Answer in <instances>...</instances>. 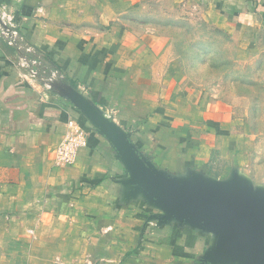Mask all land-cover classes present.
<instances>
[{"label": "crops", "instance_id": "obj_1", "mask_svg": "<svg viewBox=\"0 0 264 264\" xmlns=\"http://www.w3.org/2000/svg\"><path fill=\"white\" fill-rule=\"evenodd\" d=\"M146 1L0 0L25 44L114 114L137 160L130 168L86 114L29 80L0 35V264H264V241L158 192L262 210L264 155L228 104L202 105L158 78L165 43L124 22ZM196 1L229 31L264 40V0ZM69 119L86 144L56 164Z\"/></svg>", "mask_w": 264, "mask_h": 264}, {"label": "rangeland", "instance_id": "obj_2", "mask_svg": "<svg viewBox=\"0 0 264 264\" xmlns=\"http://www.w3.org/2000/svg\"><path fill=\"white\" fill-rule=\"evenodd\" d=\"M124 18L149 41L165 43L155 64L160 80L189 100L228 104L246 125L247 140L255 137L253 150L247 147L264 155V40L229 31L196 0H147Z\"/></svg>", "mask_w": 264, "mask_h": 264}, {"label": "water", "instance_id": "obj_3", "mask_svg": "<svg viewBox=\"0 0 264 264\" xmlns=\"http://www.w3.org/2000/svg\"><path fill=\"white\" fill-rule=\"evenodd\" d=\"M65 85V89L57 94L65 97L77 110L86 114L92 120L94 128L105 135L107 142L114 149L116 154L123 158L130 165V168H133V166L135 167L137 160L130 158L131 147L127 138L128 132L117 125L114 121L104 118L100 108L92 106L79 92L69 85ZM158 192L161 197L174 203L187 204L189 205V209H194V211L209 209L210 211H213L214 214L217 213L218 216L214 215L212 217L210 214H207L208 216L206 215L205 217H212L224 221L223 228L225 229L226 226H230V230L234 231V233L235 230H240L241 235L238 237L239 239H242L244 235H247L250 237V240L264 241V205L262 206V210L261 208L253 209L252 206L240 208L229 202H203V200H201V195L195 192L194 196L191 195L192 193L176 194L169 190ZM189 197L194 199V204L188 201ZM260 198L261 197H259L257 202L258 205H260L259 202L261 203Z\"/></svg>", "mask_w": 264, "mask_h": 264}, {"label": "built area", "instance_id": "obj_4", "mask_svg": "<svg viewBox=\"0 0 264 264\" xmlns=\"http://www.w3.org/2000/svg\"><path fill=\"white\" fill-rule=\"evenodd\" d=\"M0 35L8 45H16L17 49L24 50L26 53L33 51L30 45L24 42L20 43L22 39L16 29L13 16L5 7L0 8ZM18 66L26 70V77L29 80L40 79L47 90L60 93L65 89L66 85L62 82L64 74L58 69H51L48 75L43 76L44 71L40 69V61L36 58H27L23 55L18 61ZM100 110L104 118L114 121L112 112L102 108ZM66 125L69 131L55 145L53 150L55 163L61 165L73 164L76 161L78 150L86 144V133L75 120L69 119Z\"/></svg>", "mask_w": 264, "mask_h": 264}, {"label": "trees", "instance_id": "obj_5", "mask_svg": "<svg viewBox=\"0 0 264 264\" xmlns=\"http://www.w3.org/2000/svg\"><path fill=\"white\" fill-rule=\"evenodd\" d=\"M21 42H24V41L21 40L20 43ZM14 48L17 49L16 45L14 46ZM17 50L20 52L21 55H24L27 58H36L37 60H39L40 61V69L44 71L42 73L43 76L48 75L51 69H58L60 72H62L61 69L56 65V63L52 59H50L46 55L41 54L40 52H38L36 50L29 52V53H26L24 50H19V49H17ZM40 76H41V74H40ZM38 80H39V82H41L40 79H38ZM62 82L69 85L72 88L75 86V84L70 79H67L65 76L62 78ZM51 91H53V90H51Z\"/></svg>", "mask_w": 264, "mask_h": 264}]
</instances>
